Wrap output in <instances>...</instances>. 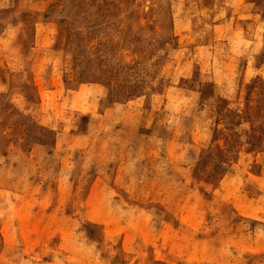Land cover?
<instances>
[{
	"label": "rangeland",
	"instance_id": "374dc122",
	"mask_svg": "<svg viewBox=\"0 0 264 264\" xmlns=\"http://www.w3.org/2000/svg\"><path fill=\"white\" fill-rule=\"evenodd\" d=\"M0 264H264V0H0Z\"/></svg>",
	"mask_w": 264,
	"mask_h": 264
},
{
	"label": "trees",
	"instance_id": "16d2710c",
	"mask_svg": "<svg viewBox=\"0 0 264 264\" xmlns=\"http://www.w3.org/2000/svg\"><path fill=\"white\" fill-rule=\"evenodd\" d=\"M245 118H248V116H245ZM248 132H249V135L251 137H253V138L256 137V135L254 134V130L253 129L249 130Z\"/></svg>",
	"mask_w": 264,
	"mask_h": 264
}]
</instances>
